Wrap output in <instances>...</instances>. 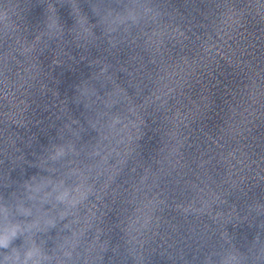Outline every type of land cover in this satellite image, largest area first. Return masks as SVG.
<instances>
[{
  "label": "clouds",
  "instance_id": "1",
  "mask_svg": "<svg viewBox=\"0 0 264 264\" xmlns=\"http://www.w3.org/2000/svg\"><path fill=\"white\" fill-rule=\"evenodd\" d=\"M124 2L127 6L122 11L98 16L102 32L111 34L124 26L130 29L159 16L158 11L148 6L149 0ZM80 16L83 17L84 31L96 35L93 31L96 25L89 23L81 9ZM76 23L79 24L80 20L76 19ZM11 34L8 11L4 0H0V50L3 41ZM2 65L3 54L0 51V89L6 76ZM74 150L71 145H54L36 163V167L46 174L33 175L25 180L10 203L6 202L9 197L0 195V264H103L108 249L100 251V259H97L92 247L93 241L103 243V234L97 235L96 220L88 218L86 209L82 211L95 195L93 186L84 184L81 187L79 180L71 184L70 177L58 178V166ZM53 229H57L55 237L49 235ZM45 237L54 240L52 247L47 246ZM18 240L19 244L16 243ZM202 264H264V242L256 237L247 252L229 244L222 250L208 253Z\"/></svg>",
  "mask_w": 264,
  "mask_h": 264
}]
</instances>
